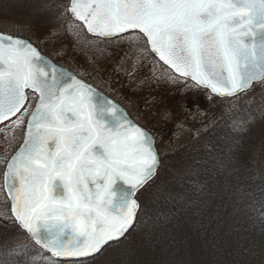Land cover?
Segmentation results:
<instances>
[{"label":"snow or ice","instance_id":"1","mask_svg":"<svg viewBox=\"0 0 264 264\" xmlns=\"http://www.w3.org/2000/svg\"><path fill=\"white\" fill-rule=\"evenodd\" d=\"M69 10L90 33L138 30L164 64L215 94L264 79V0H71ZM26 90L38 103L4 173L14 215L56 257H94L133 225L135 194L159 163L152 138L29 42L0 34V123H24Z\"/></svg>","mask_w":264,"mask_h":264},{"label":"rangeland","instance_id":"2","mask_svg":"<svg viewBox=\"0 0 264 264\" xmlns=\"http://www.w3.org/2000/svg\"><path fill=\"white\" fill-rule=\"evenodd\" d=\"M68 1L0 0V31L28 39L56 64L72 70L121 104L134 122L152 135L163 170L173 166L175 159L172 160L171 156H179L187 145L199 148L206 142L209 129L218 130L220 125V128L229 125L235 131L255 138L254 144L243 145L246 149L237 161L232 158L236 148L233 140L228 143L229 150H224L226 155L223 159H218V156L211 158L210 169L216 176L212 188L206 187L205 192L212 198V192L220 190L221 196L216 199L224 203L220 215L233 224L245 223L242 222V213L248 207V200L236 185L252 169L258 171V183L264 185V80L233 97H215L163 65L138 32H128L109 40L88 35L82 25L66 12ZM28 97L25 105L28 111L23 124H12L16 116L0 124V220L9 223L13 218L2 187V168L21 142L26 116L36 100L33 93ZM167 188L164 182L151 183L146 191L137 194L138 204L142 202L148 211L155 209L154 204L158 206L164 198L170 199ZM261 232L264 236V230ZM10 241L14 245H24L29 238L21 233L11 236ZM231 241L226 240L228 243ZM114 247H106L88 261L48 259V264H105L114 255ZM137 248V252L143 254V249ZM213 248L215 250L203 264H264V245L261 248L247 246L242 250L232 242L227 248ZM178 252V249H171L167 253L169 257L161 258V264H182L181 253ZM243 252L247 255L243 256ZM173 254H178L175 263L171 258ZM224 255L228 257L227 263L222 261ZM135 262L150 264L145 259Z\"/></svg>","mask_w":264,"mask_h":264},{"label":"trees","instance_id":"3","mask_svg":"<svg viewBox=\"0 0 264 264\" xmlns=\"http://www.w3.org/2000/svg\"><path fill=\"white\" fill-rule=\"evenodd\" d=\"M220 127H217L218 130L209 129L206 142L199 148L187 145L179 156H171L172 160L175 159L171 168L167 166L163 170L164 167H159L154 179L139 192L146 191L155 181L164 182L168 186L170 199L164 198L163 203L158 206L154 204L155 209L150 211L141 202L134 227L126 238L109 245L115 246V252L105 264H134L139 259H145L150 264H161V258L169 257L167 253L171 249L179 250L182 264H203L210 252L215 250L213 247L227 248L232 242L242 250L253 245L263 247L264 185L258 183V171L250 170L236 185L240 186L248 200V207L242 213L243 224L241 221L233 224L230 219L220 215L224 205L216 200L218 195L221 196L220 190L214 189L212 198L205 194L206 187L212 188L216 176L210 169L211 158L218 156V159H223L226 155L224 150H229L228 143L233 140L236 148L232 158L237 161L243 150L256 142L255 138L235 131L229 125ZM225 139L227 141L223 142ZM243 145L246 147L243 148ZM210 232L212 234L208 235ZM21 233L24 232L15 222L0 220V264H48V259H52L32 241L24 245H14L10 241L11 236ZM226 240L232 241L228 243ZM137 247L143 249V254L137 252ZM178 254L171 255L174 263ZM246 255L243 252V256ZM227 260L228 257L224 255L222 261L227 263Z\"/></svg>","mask_w":264,"mask_h":264},{"label":"water","instance_id":"4","mask_svg":"<svg viewBox=\"0 0 264 264\" xmlns=\"http://www.w3.org/2000/svg\"><path fill=\"white\" fill-rule=\"evenodd\" d=\"M70 5H71V0H69L68 1V6H67V13L69 14V16L72 18V19H74V20H76L77 22H79L82 26H83V28H84V30L86 31V33L87 34H89V35H91V36H96V37H99V38H103V39H110V38H113V37H116V36H120V35H122V34H119V35H113V36H111V37H105V36H101V35H99V34H94V33H90L89 31H88V29H87V26L85 25V23L83 22V21H81V20H79V19H77L71 12H70ZM129 32H133V31H129ZM135 32H139L138 30H135ZM128 33V32H127ZM140 33V32H139ZM0 34H5V33H3V32H0ZM125 34V33H124ZM142 34V33H141ZM5 35H10V36H12V37H17V38H20V39H22V40H24V41H26V42H29L36 50H37V48L29 41V40H26L25 38H22V37H18V36H13V35H11V34H5ZM143 35V34H142ZM144 37V36H143ZM144 39L146 40V43H147V39H146V37H144ZM147 46H148V49L150 50V52L156 57V59H158L162 64H164V62L163 61H161L160 59H159V57L154 53V52H152V50H151V46H150V44H148L147 43ZM37 52L39 53V55L41 56V57H43V58H45L51 65H54L58 70H64V72L66 73V74H68V75H70V76H73V77H75V79L76 80H78V81H80V82H82L84 85H86V86H88V87H90L91 89H92V91H93V93L94 94H98V96L99 97H102V98H104L105 100H107V101H109V102H111L112 104H114L115 106H116V108L118 109V110H120V112L123 114V116L128 120V121H130L131 122V124L132 125H134V126H136V127H139L140 129H142L144 132H146L151 138H152V141H153V147H154V149H155V146H154V140H153V137L147 132V131H145L143 128H141L139 125H137L135 122H133V120L130 118V116H129V114L126 112V110L121 106V105H119L118 103H116V102H114V100L111 98V97H109L108 95H106V94H104L103 92H101L99 89H97L95 86H93L91 83H87L86 81H84L82 78H80V77H78L73 71H71L70 69H68V68H66V67H64V66H61V65H58V64H55L52 60H50L48 57H46V56H44V55H42V54H40V52L37 50ZM165 66H167L173 73H175L176 75H178V76H180L178 73H176L175 72V70L174 69H172L169 65H166V64H164ZM180 77H182V76H180ZM182 78H186V77H182ZM186 79H189L190 81H192V82H194L196 85H198L195 81H193V80H191L190 78H186ZM263 79H260V80H257V81H253L246 89H244V90H241V91H238L237 93H235V94H233V95H220V94H215V93H213L212 91H211V89L210 88H207V87H205V86H202V85H198L199 87H202V88H205V89H207L209 92H210V94H212V95H214V96H216V97H220V98H222V97H233V96H235V95H238L239 93H241V92H244V91H246V90H248L253 84L255 85V83H258V82H260V81H262ZM27 91H30V92H32V90H26V94H27ZM34 93V92H33ZM36 95V101H35V104L33 105V108H32V110H31V112L35 109V107H36V104L38 103V96H39V94L38 93H35ZM31 112H30V114L27 116V119H26V122H25V126H23L24 127V131H23V134H22V140H21V143L19 144V146H18V148L15 150V152L12 154V156H14L19 150H20V148L23 146V144H24V140H25V138H26V134H27V121H28V119L30 118V115H31ZM18 114V113H17ZM14 117V116H13ZM12 118V117H11ZM10 118V119H11ZM5 122V121H4ZM1 124V123H0ZM156 150V149H155ZM156 153H157V151H155ZM158 154V153H157ZM12 156H10L9 158H8V161L6 162V164H5V167L3 168V174H2V187H3V191H4V193H5V196H6V200H8V204H9V211H10V214H11V216H12V218L14 219V221H15V223H16V225L21 229V230H23L25 233H26V235L29 237V240H31L35 245H36V247H39V248H41V250H44L45 252H47L49 255H50V257L51 258H53L54 260H57V261H81V260H87V259H90V258H93V257H90V258H87V259H77V258H67V257H56L54 254H53V252L51 251V250H49V249H47V248H45V247H43V245L42 244H40V243H37L36 242V240L35 239H33V237L31 236V234H29L28 233V231L21 225V223H20V221H18L17 219H16V216L14 215V212H13V200H12V195H14L15 193H13L12 195H10L9 194V191H8V188H7V186L5 185V181H4V173H5V169H6V165H7V163L11 160V158H12ZM158 159H159V163H158V167H157V170H158V168H159V166H160V157H159V154H158ZM157 173V172H156ZM155 177V176H154ZM153 177V178H154ZM138 192V191H137ZM137 192H136V194H137ZM136 194H135V198H136ZM138 210H139V208L137 209V211H136V216H135V219H134V221H133V225H132V227L129 229V231L133 228V226H134V224H135V221H136V218H137V214H138ZM129 231L127 232V233H129ZM126 233V234H127ZM122 238H120L118 241H120ZM115 242H117V240H113V241H109V242H107L105 245H103L102 246V249H101V251L106 247V246H109V244H112V243H115ZM100 251V252H101ZM99 252V253H100ZM99 253H97V254H94V257L95 256H97Z\"/></svg>","mask_w":264,"mask_h":264},{"label":"flooded vegetation","instance_id":"5","mask_svg":"<svg viewBox=\"0 0 264 264\" xmlns=\"http://www.w3.org/2000/svg\"><path fill=\"white\" fill-rule=\"evenodd\" d=\"M29 94V93H28Z\"/></svg>","mask_w":264,"mask_h":264}]
</instances>
